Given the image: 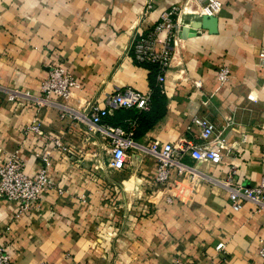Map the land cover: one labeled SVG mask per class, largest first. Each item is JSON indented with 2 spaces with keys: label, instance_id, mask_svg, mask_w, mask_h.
I'll use <instances>...</instances> for the list:
<instances>
[{
  "label": "crops",
  "instance_id": "obj_1",
  "mask_svg": "<svg viewBox=\"0 0 264 264\" xmlns=\"http://www.w3.org/2000/svg\"><path fill=\"white\" fill-rule=\"evenodd\" d=\"M218 1L216 33L201 28L182 38L176 31L164 115L135 139L198 143L199 127L187 129L197 115L221 131L226 150L214 166L185 153L181 160L196 176L171 171L175 184L163 190L154 182L155 162L139 152L122 170L107 167L108 144L90 128L89 107L127 87L151 91L148 68L133 59V40L172 7L176 24L189 26L200 18L190 11L206 0H0V163L37 116L41 132L28 134L24 170L35 175L42 163L34 153L50 150L54 187L18 216L16 203L0 196V241L11 264H264V212L249 201L232 210L223 184L228 175L249 186L264 176V0ZM54 63L79 86L67 100L36 106ZM223 65L230 73L219 82ZM14 91L20 94L8 100ZM56 138L65 150L54 146Z\"/></svg>",
  "mask_w": 264,
  "mask_h": 264
},
{
  "label": "built area",
  "instance_id": "obj_2",
  "mask_svg": "<svg viewBox=\"0 0 264 264\" xmlns=\"http://www.w3.org/2000/svg\"><path fill=\"white\" fill-rule=\"evenodd\" d=\"M222 7L218 0H206V4L198 10L190 11L201 15H216ZM177 12L176 7H172L160 14V20L146 33H139L132 42L133 59L138 63H152L157 65L156 81L163 91V85L166 80V74L170 65L172 51L170 42L174 41L176 31L180 30L179 22L176 24L174 15ZM166 31L164 38L159 37V33ZM258 63L264 67V49L259 51ZM230 70L228 66H221L216 77L219 82H225L228 79ZM79 83L72 74L62 64L54 63L49 67L45 78L40 84V95L36 98V106H43L52 103L51 97L67 100L72 91L78 88ZM150 93L136 91L129 87L123 91L116 92L108 96L105 105H90L89 120L92 124L90 128L98 131L102 138L107 142L106 150L108 160L107 167L111 171L122 170L126 162L130 160L132 152H144L151 156L155 161L154 182L163 190L170 189L175 184L174 179H170L171 171H174V178H178L185 173L196 176L197 171L183 163L181 158L185 153L198 163H204L214 166L222 160V152L226 150L224 139L221 137V131L216 130L215 124L209 119L194 115L191 118V125L187 126L190 130L192 125L199 127L200 142L192 143L186 140L182 141L183 147H178L171 142L154 141L150 145H143L134 138V130L137 123L134 119L125 121V126L111 125L105 123L103 118L111 115L119 108H135L138 112L148 111L150 109ZM20 92L14 91L8 95V100H14ZM28 96V93L25 94ZM61 114L62 116L65 113ZM72 116L76 115L72 113ZM223 130V129H222ZM41 123L37 116L32 118L23 131L19 146L11 151L4 162L0 163V196L16 203L15 216L29 211L36 205L43 192L53 187L48 176L50 162V150L36 151L34 155L40 159L41 166L35 175H28L25 168V160L21 156V150L26 144L28 134H40ZM54 146L65 150V146L60 139L53 140ZM228 191V198L232 210L238 211L243 201L251 202L256 209L264 212V176L253 186L241 184L233 181L228 175L223 182ZM58 193H62V188H57ZM171 201V197H167ZM224 245L219 242L216 245L217 250H222ZM258 254L264 257V244L258 249ZM12 255L8 250V244L0 241V264H11ZM40 264H51L42 262ZM207 264H218L209 262Z\"/></svg>",
  "mask_w": 264,
  "mask_h": 264
},
{
  "label": "trees",
  "instance_id": "obj_3",
  "mask_svg": "<svg viewBox=\"0 0 264 264\" xmlns=\"http://www.w3.org/2000/svg\"><path fill=\"white\" fill-rule=\"evenodd\" d=\"M148 68L150 83V109L148 111L138 112L135 108H119L111 115L103 118L105 123L111 125L125 126V121L134 119L137 126L134 130V138H138L150 129L158 120L162 118L165 112L166 99L161 87L156 81L158 72L157 65L152 63H139Z\"/></svg>",
  "mask_w": 264,
  "mask_h": 264
},
{
  "label": "water",
  "instance_id": "obj_4",
  "mask_svg": "<svg viewBox=\"0 0 264 264\" xmlns=\"http://www.w3.org/2000/svg\"><path fill=\"white\" fill-rule=\"evenodd\" d=\"M217 18L211 15H201L199 20L189 26L184 25L178 31L179 37L186 38L196 35L197 29H207L210 33H216Z\"/></svg>",
  "mask_w": 264,
  "mask_h": 264
},
{
  "label": "rangeland",
  "instance_id": "obj_5",
  "mask_svg": "<svg viewBox=\"0 0 264 264\" xmlns=\"http://www.w3.org/2000/svg\"><path fill=\"white\" fill-rule=\"evenodd\" d=\"M137 152V151H136ZM135 152V153H136ZM139 152V151H138ZM140 154H141V156L140 157H150L151 158V161H154V159L151 157V156H149L147 153H144V152H139ZM132 154H133V156H132V159H131V161H133L134 159H135V155L136 154H134L133 152H132ZM155 162V161H154Z\"/></svg>",
  "mask_w": 264,
  "mask_h": 264
}]
</instances>
